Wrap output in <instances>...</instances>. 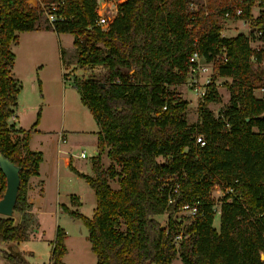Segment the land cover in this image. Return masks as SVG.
I'll return each mask as SVG.
<instances>
[{"label":"trees","instance_id":"trees-1","mask_svg":"<svg viewBox=\"0 0 264 264\" xmlns=\"http://www.w3.org/2000/svg\"><path fill=\"white\" fill-rule=\"evenodd\" d=\"M40 1L56 2L63 18L41 23V10L27 0H0V152L20 168L14 209L21 214L18 222L0 214V241L30 238L37 219L28 180L43 159L29 147L36 122L29 129L9 123L22 88L12 74V44L20 31L52 29L74 35L80 66L105 70L72 82L99 126L93 175L76 171L94 190V213L89 218L62 206L88 227L95 264H171L177 255L184 264H264V74L254 68L264 60V11L252 23L259 35L252 29L224 36L220 18L232 10V0H220L217 13L207 10L219 0H124L105 28L96 24L97 0ZM256 2L264 6V0H242L243 18H252ZM254 38L261 41L256 49ZM194 52L213 64V79L232 81L230 101L218 113L208 106L219 100L211 81L198 101V121L189 123L188 101L175 87L186 82ZM175 182L179 195L168 203ZM214 185L224 191L218 229ZM5 189L0 169V198ZM76 199L71 196L78 207ZM183 204L197 206L196 214H179ZM66 238L57 227L51 264H66Z\"/></svg>","mask_w":264,"mask_h":264},{"label":"rangeland","instance_id":"rangeland-1","mask_svg":"<svg viewBox=\"0 0 264 264\" xmlns=\"http://www.w3.org/2000/svg\"><path fill=\"white\" fill-rule=\"evenodd\" d=\"M27 2L31 6L41 10V23H45L44 18L46 17V11L49 7L55 8V10L60 9L56 2L43 3L40 0H27ZM203 2L205 3L204 0ZM216 2L215 7L207 10V12L217 13V6L221 4V1L219 0ZM231 4H233L231 6L232 10H235L237 7L241 8L240 5L242 4V0H232ZM192 6L197 8L196 3H192ZM262 11H264V6H261L258 2H256L252 6V18L245 19L241 16L242 13L231 14L230 16H225V14H223L220 18L221 35L234 36L241 32L248 34L252 29L255 30L257 35H259L256 31V27L253 26L252 23ZM45 34L47 36L46 38H50V40L54 42V47L49 46V48H46V55L49 54L50 58L54 57V60H57V62L63 55L65 63L67 64L64 73L65 79L63 80V84L66 85L67 88L66 97L64 98V96H62V91L59 89V91L55 94L54 102L46 105L45 107L43 106L45 127H48V129H55L64 116L67 127L71 129H95L97 127L96 121L90 110L82 105L80 95L78 91L72 87V82H74L75 79L87 78L92 74L100 75L105 70L102 67H82L77 63L75 45L73 42L74 35L72 33H62L60 35V40L58 39L56 33L46 32ZM28 43L27 39L25 41V38H22L20 43L14 47V49H16L19 53L18 62L22 67L29 53ZM260 45L261 41L258 38H254L251 41V46L255 49L260 47ZM29 48H31V46H29ZM38 49L39 48L31 49L32 56H37L35 57L36 60L38 59V61H41L39 63H45V58L42 57V51L44 48H40L39 51ZM201 62H204V60H201ZM49 65L52 64L50 63ZM254 68L257 72L264 74V60L259 64L255 63ZM211 81L215 82L219 100L210 102L208 106L215 113H218L230 101V90L228 88V84L232 81V79L221 76L213 79L212 63L208 65V69L206 71L199 70L194 74L189 72L186 82L175 87L179 95L188 101L185 116L189 123L198 121V101L202 96L200 91L206 89L207 85ZM261 92V88L256 87L255 94L260 95ZM21 119L22 124L26 125L29 120V113L26 111ZM44 142V146H46V148L53 154L52 151L55 147L54 142H52L48 137H44ZM72 151L76 153L79 149L76 148ZM103 154H106V152ZM83 160L87 162L91 160V158L87 157L86 159H81L79 161L80 165H83ZM103 164L108 166V156L104 159ZM86 166L87 164H84L82 167L91 172L92 170ZM110 181L113 189H117L119 187L117 178L111 179ZM45 189L46 195L44 203L41 206L42 210L37 215L39 221L37 220V224L34 223V226L31 229L30 239L23 241L19 245L13 241H0V264H51L50 244L43 241L40 237L46 236L48 238H54L57 227L63 228L67 233V238L65 240L67 252L63 256V261L66 264H95L97 257L91 249V243L88 238V227L83 220L72 217L63 209L61 204H57L58 200L62 201V203L65 202L67 206L71 207V209L77 210L86 217L91 218L96 205L94 190L84 179L74 173V170L72 171L70 167L62 169L58 179L57 177L49 178L46 181ZM72 192L77 194L81 199V204L77 208L74 205L72 207V203L70 204L68 201V193ZM210 195L216 204V214L213 225L218 229V223L220 221L219 205L220 200L224 195V191L219 185H214L210 191ZM76 200H78V198ZM12 217L15 222H18L21 214L19 211L15 210ZM159 220L163 225H166L168 220L167 214L165 213L160 215ZM37 236H39V238ZM31 237H35L36 239H31ZM50 243L52 244V240ZM21 248L31 251V254L29 252L26 253L21 251ZM171 264L184 263L180 255H177L173 258Z\"/></svg>","mask_w":264,"mask_h":264},{"label":"crops","instance_id":"crops-1","mask_svg":"<svg viewBox=\"0 0 264 264\" xmlns=\"http://www.w3.org/2000/svg\"><path fill=\"white\" fill-rule=\"evenodd\" d=\"M46 32L56 33L55 31L50 29L20 31L18 32L17 42L12 44V50L15 53V63L12 68V74L14 77L21 80L22 88L17 95V106L15 108V113L9 119V123L16 129H29L36 122L29 140V147L32 150H39L43 153V159L39 166V173L37 175L30 176L27 187V199L32 205L31 212L37 220V215L42 210L41 206L43 205L45 200L46 181L49 178L53 177H57L58 179L60 177L61 170L68 167H70L72 171L74 170V173L78 171L87 175H93L94 172L92 166V158L98 153L97 132L99 130V126L97 122V127L95 129H71L67 127L65 123V117L63 116L60 120L59 125L55 129H48V127H45L44 125V107L54 102L55 94L59 91V89L62 91V96H64V98L66 97L67 91L66 85L63 84L65 67L67 64L63 63L61 59L57 62V60H54V57L50 58L49 54L46 55V48H49V46L54 47V42L51 41L50 38H46ZM61 34L62 33H56L59 40ZM22 38H25V41L27 39V43L31 42L28 43L29 53L27 58L25 59L23 67L20 66L18 62L19 53L16 49H14V47L20 43ZM29 46H31V48H29ZM32 48H39L38 51L40 50V48H44V50L42 51V57L45 58V63H39L41 61H38V59L36 60L35 58L37 56H32ZM50 63L54 66L49 65ZM82 105L85 106L83 103ZM26 111L27 113H29V120L26 125H23L21 118L23 114L26 113ZM44 137H48L52 142H54L55 147L52 151L53 154L46 148V146H44ZM63 137L65 138L64 142L62 141ZM76 148L79 149V151L75 153L72 150ZM82 151L85 153V156L83 157L79 156L80 152ZM87 157H90L91 160L87 162L83 160V165L87 164L86 167L90 168L92 170L91 172L86 170V168H83V165H80L79 163L81 159H86ZM105 158H107V155L103 154L102 163L104 162ZM103 165L107 166L105 164ZM68 196V201L70 202V204L71 196H77L81 204V199L77 194L72 192L68 193ZM57 204L67 206L65 202L62 203V201L60 200L57 201ZM57 207L59 208L58 205ZM37 237L39 238V236ZM40 238L50 244L49 247L51 250L52 244L50 242L54 238H48L46 236H41ZM31 239L36 238L31 237ZM22 242L23 241H20L19 243L17 242V245L21 244ZM21 251L26 253L29 252L31 254V251L23 248H21Z\"/></svg>","mask_w":264,"mask_h":264},{"label":"built area","instance_id":"built-area-1","mask_svg":"<svg viewBox=\"0 0 264 264\" xmlns=\"http://www.w3.org/2000/svg\"><path fill=\"white\" fill-rule=\"evenodd\" d=\"M123 2L124 0H97L96 5V12H97V18H96V24L107 27L115 18L118 10V4L120 2ZM58 5V4H57ZM59 6V5H58ZM242 13V9L240 7H237L235 10H228L224 14L225 16H230L231 14H240ZM46 17L50 22H53V20L59 18L62 19L63 16L60 14L58 10H55V8L49 7V9L46 11ZM202 57L198 54V52H194L193 55L190 58L191 61V68L190 72L194 74L195 72L199 70L206 71L208 69V65L211 64L209 62H201ZM65 79V76H64ZM262 91V88H261ZM201 95L205 93V89L200 91ZM62 141H65V138H62ZM196 142L204 145L205 140L201 135H198L196 138ZM79 156H85V153L82 151L80 152ZM180 191V183L175 182L172 189L169 191L168 194V203H172L176 201L177 196L179 195ZM197 212V206H191L189 204H183L181 206V209L179 210V214H188L189 216H194ZM180 238V235L176 236V239Z\"/></svg>","mask_w":264,"mask_h":264},{"label":"water","instance_id":"water-1","mask_svg":"<svg viewBox=\"0 0 264 264\" xmlns=\"http://www.w3.org/2000/svg\"><path fill=\"white\" fill-rule=\"evenodd\" d=\"M0 169L6 177V189L0 198V214L12 216L20 187L19 166L0 152ZM263 258V254L261 255Z\"/></svg>","mask_w":264,"mask_h":264}]
</instances>
